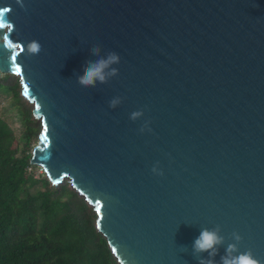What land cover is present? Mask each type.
<instances>
[{
	"label": "water",
	"instance_id": "obj_1",
	"mask_svg": "<svg viewBox=\"0 0 264 264\" xmlns=\"http://www.w3.org/2000/svg\"><path fill=\"white\" fill-rule=\"evenodd\" d=\"M95 45L119 74L85 88ZM0 74L40 123L30 164L94 210L118 264H199L216 226L220 255L238 233L264 264V0H0Z\"/></svg>",
	"mask_w": 264,
	"mask_h": 264
},
{
	"label": "trees",
	"instance_id": "obj_2",
	"mask_svg": "<svg viewBox=\"0 0 264 264\" xmlns=\"http://www.w3.org/2000/svg\"><path fill=\"white\" fill-rule=\"evenodd\" d=\"M6 99L18 126L0 113V264H118L84 199L66 180L54 187L36 175L30 159L40 123L19 79L0 74V101Z\"/></svg>",
	"mask_w": 264,
	"mask_h": 264
},
{
	"label": "clouds",
	"instance_id": "obj_3",
	"mask_svg": "<svg viewBox=\"0 0 264 264\" xmlns=\"http://www.w3.org/2000/svg\"><path fill=\"white\" fill-rule=\"evenodd\" d=\"M41 49L42 45L38 41L33 40L27 44V51L30 54H39ZM91 51L93 55L99 58L88 61L83 75H78L76 78L77 82L85 88H95L98 84H107L111 78L119 74V69L113 66L121 62L120 55L114 51L108 52L106 56H100L101 48L99 45L93 46ZM121 103L122 98L115 97L110 101V107L115 109ZM143 115V110L134 111L130 114V119L136 121ZM145 130L151 131L148 122L140 129L141 132ZM152 171L157 175H163L158 166H154ZM221 231L220 226L211 229L207 227L201 228L200 235L192 244V253L198 258L199 264H262V261L255 258L251 250L240 251L238 244L242 237L238 233L232 234L235 243L228 244L224 254L220 255V249L226 243ZM205 253L207 256L204 255ZM218 255H220L219 262L216 260Z\"/></svg>",
	"mask_w": 264,
	"mask_h": 264
},
{
	"label": "rangeland",
	"instance_id": "obj_4",
	"mask_svg": "<svg viewBox=\"0 0 264 264\" xmlns=\"http://www.w3.org/2000/svg\"><path fill=\"white\" fill-rule=\"evenodd\" d=\"M12 102L10 99H6L3 101H0V113H4V118L12 125H14L15 127H17V123H15V121L17 120L16 117V106L13 107L12 106ZM36 175H40L42 176L43 172L40 168H38L36 171Z\"/></svg>",
	"mask_w": 264,
	"mask_h": 264
},
{
	"label": "snow or ice",
	"instance_id": "obj_5",
	"mask_svg": "<svg viewBox=\"0 0 264 264\" xmlns=\"http://www.w3.org/2000/svg\"><path fill=\"white\" fill-rule=\"evenodd\" d=\"M17 71H19V69L17 68ZM57 183H59V181H56Z\"/></svg>",
	"mask_w": 264,
	"mask_h": 264
}]
</instances>
